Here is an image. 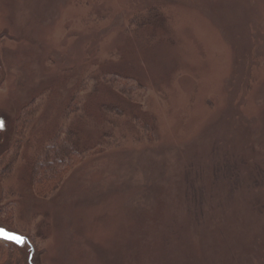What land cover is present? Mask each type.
<instances>
[{"label": "rangeland", "instance_id": "374dc122", "mask_svg": "<svg viewBox=\"0 0 264 264\" xmlns=\"http://www.w3.org/2000/svg\"><path fill=\"white\" fill-rule=\"evenodd\" d=\"M0 119V264H264V0H0Z\"/></svg>", "mask_w": 264, "mask_h": 264}, {"label": "trees", "instance_id": "16d2710c", "mask_svg": "<svg viewBox=\"0 0 264 264\" xmlns=\"http://www.w3.org/2000/svg\"><path fill=\"white\" fill-rule=\"evenodd\" d=\"M102 83L108 85L109 88L118 92V94L125 99L127 102L135 103L136 102V95L133 90H131V86L135 84L134 80L124 78V77H117V76H105L101 78ZM74 100L72 103H74ZM79 101V100H78ZM33 104L34 102L29 103L23 110L21 114V119L19 120L20 125L24 126V122L27 120H33ZM80 108V107H79ZM104 111H107V114L111 113L108 108L104 107ZM107 115L106 113H104ZM108 125V124H107ZM18 129V128H17ZM24 129V128H22ZM67 132L61 130L59 135L56 136L50 145L40 154L33 159L32 162V180L33 183L38 181L36 184V195L38 197L44 196L47 194L45 192L46 187L50 188L52 186H56L59 180L61 179L60 176L65 171V169L71 168L76 162L77 159H83L84 157H88L91 155H96L101 153L100 145H97L93 148H83L79 147L77 143V139H74V134L69 131V128L66 129ZM62 135V137H60ZM108 141L112 140V136L108 133L106 134ZM6 155V153H4ZM1 157V156H0ZM64 168V170L60 171V169ZM66 170V171H67ZM1 179L3 176L2 170H0ZM7 195L8 192H6ZM5 194V195H6ZM8 205V206H7ZM5 205L0 213V222L1 219L5 218H13L11 212L12 207L11 204ZM3 217V218H2ZM2 223V222H1ZM6 224V223H3ZM2 224V225H3ZM9 226L8 224H6ZM10 227V226H9ZM0 244L9 245L8 242L0 240ZM11 244V243H10ZM2 259V258H1Z\"/></svg>", "mask_w": 264, "mask_h": 264}, {"label": "water", "instance_id": "95a60500", "mask_svg": "<svg viewBox=\"0 0 264 264\" xmlns=\"http://www.w3.org/2000/svg\"><path fill=\"white\" fill-rule=\"evenodd\" d=\"M3 129H4L3 120L0 119V131H3ZM0 240L14 244L19 247L22 246L25 242H27L26 239L23 238L22 236L12 232H8L3 228H0Z\"/></svg>", "mask_w": 264, "mask_h": 264}]
</instances>
